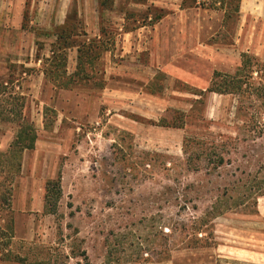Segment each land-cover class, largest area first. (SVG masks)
<instances>
[{"label":"rangeland","instance_id":"1","mask_svg":"<svg viewBox=\"0 0 264 264\" xmlns=\"http://www.w3.org/2000/svg\"><path fill=\"white\" fill-rule=\"evenodd\" d=\"M51 1L26 0L30 45L0 34V261L264 264V98L208 91L243 53L264 62V0L228 20L190 0H79L98 3L111 50L69 90L45 75L62 26L36 16ZM24 117L35 148L8 157Z\"/></svg>","mask_w":264,"mask_h":264},{"label":"trees","instance_id":"2","mask_svg":"<svg viewBox=\"0 0 264 264\" xmlns=\"http://www.w3.org/2000/svg\"><path fill=\"white\" fill-rule=\"evenodd\" d=\"M188 1V0H185ZM192 4L198 7L219 10L224 13L225 20L238 18L241 12L242 0H190ZM103 4V3H101ZM72 24H70L71 22ZM101 36L88 38L87 33L83 30L82 21L79 20L77 12L69 14L66 23L57 31L58 40L52 49V55L47 59L49 69H45L46 77H51L58 89H73L76 85L83 81L89 82L92 80L98 71L96 65L103 53L111 50V43L102 37L105 29H100ZM79 39H77V38ZM76 38V39H75ZM81 38V39H80ZM77 47L78 61L76 70L71 75L67 73V50ZM68 76V77H67ZM58 81H56V80ZM98 87H104V81L95 83ZM208 91L219 94H235L239 97L255 96L264 98V62H261L257 57L248 53H243L241 58V66L234 75L221 74L215 72L213 82ZM20 128L10 145L8 157H14L17 154H22L25 150L34 149L37 140V133L33 125L23 118ZM223 160V158L221 159ZM21 161L17 163L16 172L21 169ZM57 189L55 196L56 202L60 195L61 177L57 180L49 181L46 184L47 194L45 195L46 204L50 203V185ZM1 188V195L6 198L11 195V187ZM52 205V203H51ZM56 205V203H55ZM13 232V231H12ZM9 259V257H7ZM9 260L22 262L20 257H14Z\"/></svg>","mask_w":264,"mask_h":264},{"label":"crops","instance_id":"3","mask_svg":"<svg viewBox=\"0 0 264 264\" xmlns=\"http://www.w3.org/2000/svg\"><path fill=\"white\" fill-rule=\"evenodd\" d=\"M40 1V0H38ZM79 0H55L47 3L48 7H44V11H39V15L36 16L37 20L41 19L40 15L43 17V22L41 23V26L45 28V30H51L54 28V26L61 27L66 23V20L70 14L71 11H74L75 9H78V16L81 17L85 24V32L87 33L88 38H94V37H100V23H101V16H100V7L98 3L95 5L94 3L90 7H85L83 5L80 6L81 10L79 9L78 5ZM42 3V1H41ZM25 5L26 0H0V34L6 35V47L8 42V36H12V32L15 31L18 35H22V37L26 38L29 42H32V40H36L38 37L35 33L29 31L27 32L25 36V31L23 29V21H24V15H25ZM40 6V5H39ZM75 10V11H76ZM84 13V14H83ZM38 14V13H37ZM145 28V27H143ZM138 30V35H144L146 38V35L144 32H141L142 29ZM56 32V31H55ZM140 32V33H139ZM133 31L129 32H123L126 36H131ZM143 33V34H142ZM57 34L54 33V41L57 40ZM145 40V39H144ZM53 41V42H54ZM75 53H78L77 47H74ZM70 49V48H69ZM73 49V48H72ZM24 52V54H23ZM29 47L23 48V41L21 42V47L19 50L20 56H24L26 53L28 55ZM3 54V52H2ZM16 62L25 63V65H31L32 60H30L28 63L22 61L19 59ZM18 215V214H17ZM17 227H18V218L16 220ZM19 262V261H18ZM1 264H21V263H15V262H7V261H0Z\"/></svg>","mask_w":264,"mask_h":264}]
</instances>
